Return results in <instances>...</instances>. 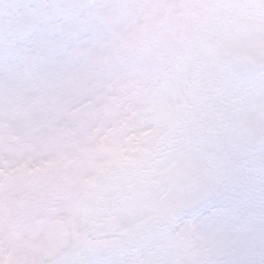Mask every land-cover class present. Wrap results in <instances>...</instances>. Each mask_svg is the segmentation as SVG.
<instances>
[{
    "label": "snow or ice",
    "instance_id": "6c2138e0",
    "mask_svg": "<svg viewBox=\"0 0 264 264\" xmlns=\"http://www.w3.org/2000/svg\"><path fill=\"white\" fill-rule=\"evenodd\" d=\"M0 264H264V0H0Z\"/></svg>",
    "mask_w": 264,
    "mask_h": 264
}]
</instances>
